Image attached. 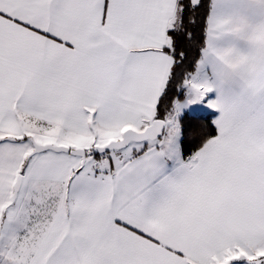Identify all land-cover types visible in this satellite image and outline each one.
<instances>
[{"label":"snow or ice","instance_id":"obj_1","mask_svg":"<svg viewBox=\"0 0 264 264\" xmlns=\"http://www.w3.org/2000/svg\"><path fill=\"white\" fill-rule=\"evenodd\" d=\"M0 264H264V0H0Z\"/></svg>","mask_w":264,"mask_h":264}]
</instances>
